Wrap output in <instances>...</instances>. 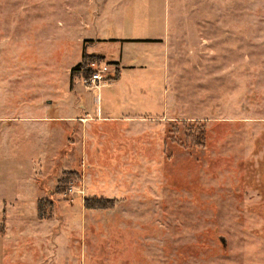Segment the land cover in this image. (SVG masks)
I'll return each mask as SVG.
<instances>
[{"label":"rangeland","instance_id":"1","mask_svg":"<svg viewBox=\"0 0 264 264\" xmlns=\"http://www.w3.org/2000/svg\"><path fill=\"white\" fill-rule=\"evenodd\" d=\"M157 15L162 120L32 127L79 41ZM0 118V264H264V0H0ZM194 125L206 147L189 151Z\"/></svg>","mask_w":264,"mask_h":264},{"label":"crops","instance_id":"2","mask_svg":"<svg viewBox=\"0 0 264 264\" xmlns=\"http://www.w3.org/2000/svg\"><path fill=\"white\" fill-rule=\"evenodd\" d=\"M128 25L134 29L130 28L126 36L120 33V38H103L106 30L100 29L96 31L97 40L91 43L87 39L79 41L87 55L114 65L116 72L98 89L86 88L79 79L71 90L70 72L81 62L82 54L79 55L78 60L63 71L68 88L62 98L51 96L36 101L38 96L34 95L29 102L32 127L41 125L48 132L53 124L56 127L69 124L71 133L86 134L89 129L95 133L102 127L126 129L162 120L167 96V21L157 15L146 21L139 17ZM46 64L43 67L49 72L54 65ZM52 76L48 73V78L52 79ZM35 86L32 81V91Z\"/></svg>","mask_w":264,"mask_h":264},{"label":"trees","instance_id":"3","mask_svg":"<svg viewBox=\"0 0 264 264\" xmlns=\"http://www.w3.org/2000/svg\"><path fill=\"white\" fill-rule=\"evenodd\" d=\"M103 61L100 57L89 56L86 54L85 50L81 56V62L75 66L70 72V88H72L74 81H78L81 78H89L91 74L90 65L94 63H101ZM186 139L183 142V147L189 151H198L206 147V130L202 125L189 126L188 130L186 129ZM78 172L75 171L74 175H77ZM61 182V181H60ZM105 202V201H103ZM103 202L93 201L90 202L89 199L86 200L85 206L89 209H102L104 208ZM106 203V202H105ZM42 201L38 203V216L40 220L45 219L46 208L42 209Z\"/></svg>","mask_w":264,"mask_h":264},{"label":"built area","instance_id":"4","mask_svg":"<svg viewBox=\"0 0 264 264\" xmlns=\"http://www.w3.org/2000/svg\"><path fill=\"white\" fill-rule=\"evenodd\" d=\"M91 74L89 78H81L84 86L86 88H95L98 87L100 84L108 81L109 75L112 74V71L108 64L106 63H94L90 65Z\"/></svg>","mask_w":264,"mask_h":264}]
</instances>
